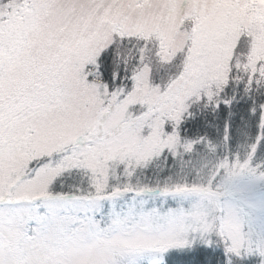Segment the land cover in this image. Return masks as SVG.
I'll return each mask as SVG.
<instances>
[{
    "label": "snow or ice",
    "instance_id": "snow-or-ice-1",
    "mask_svg": "<svg viewBox=\"0 0 264 264\" xmlns=\"http://www.w3.org/2000/svg\"><path fill=\"white\" fill-rule=\"evenodd\" d=\"M87 5L0 0V264H264V0Z\"/></svg>",
    "mask_w": 264,
    "mask_h": 264
},
{
    "label": "rangeland",
    "instance_id": "rangeland-1",
    "mask_svg": "<svg viewBox=\"0 0 264 264\" xmlns=\"http://www.w3.org/2000/svg\"><path fill=\"white\" fill-rule=\"evenodd\" d=\"M87 12V0H84L82 15H87ZM199 15L203 20V35L201 37L202 42H206L208 45L218 50L229 48L234 41L228 38L226 36V33L234 29L235 21L239 14L234 13L229 8H211L205 11H201ZM162 19H164L163 13H156L151 9L147 11L144 17L145 23L154 30L161 29ZM253 19H255L258 23L264 25V16L254 17ZM166 22L169 26L163 29V32L165 33V42L168 47H172L175 49L181 43V40L177 39L178 26H172L175 23L174 17H167ZM263 37L264 35H262V38ZM259 43L261 45V50H264V40L259 41Z\"/></svg>",
    "mask_w": 264,
    "mask_h": 264
},
{
    "label": "trees",
    "instance_id": "trees-1",
    "mask_svg": "<svg viewBox=\"0 0 264 264\" xmlns=\"http://www.w3.org/2000/svg\"><path fill=\"white\" fill-rule=\"evenodd\" d=\"M202 24H203V20L201 18L200 27H202ZM257 39L259 41H261V40H264V37L262 38V36H261V37H258ZM241 114H242L241 110L238 108L237 109V116L234 118V121H233V124H234V130H233L234 131V136H235V125L239 124V117H240ZM211 119H212V117L209 116V120H211ZM219 123L221 124V128H222V120Z\"/></svg>",
    "mask_w": 264,
    "mask_h": 264
}]
</instances>
